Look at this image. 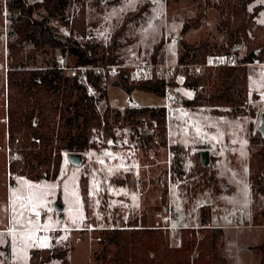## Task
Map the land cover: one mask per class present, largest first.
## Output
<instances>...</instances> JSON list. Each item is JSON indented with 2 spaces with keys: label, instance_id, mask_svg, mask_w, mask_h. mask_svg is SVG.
Returning <instances> with one entry per match:
<instances>
[{
  "label": "rangeland",
  "instance_id": "374dc122",
  "mask_svg": "<svg viewBox=\"0 0 264 264\" xmlns=\"http://www.w3.org/2000/svg\"><path fill=\"white\" fill-rule=\"evenodd\" d=\"M37 1L40 0H28L30 4ZM149 1L148 11L137 22L129 23L121 38L120 66L133 78L145 80L153 70L156 74L174 71L182 54L180 40L188 44L203 40L211 42L209 63L214 62L213 57L222 61L223 56L232 54L214 7L206 11L199 29H191L180 37L183 23L196 16L198 7L203 6L205 0H87V36L76 34L73 38L82 45L88 42L97 46L94 56L101 54L128 14ZM211 2L228 9L229 0ZM255 6L264 9V0H255L248 8L252 10ZM77 12L76 5L70 6L68 19L72 20ZM44 14L41 11L37 18L41 19ZM258 16L256 22H260L264 13ZM14 19L8 12L7 0H0V229L18 227L30 230L10 234L0 232V264L14 261L15 256L14 264H28L32 249L50 248L53 241L58 246L68 242L72 247L70 264H104L98 260L103 249L115 250L108 245L109 230L122 226L129 218L144 214L150 227L170 226L173 232L181 228H201L203 218L207 217L209 224L224 231L219 253L227 264L260 263L259 246L264 243V189L250 188L247 161L255 149H249L247 141L248 126L251 125L252 133H256L264 115V97H255V92H264L263 64L248 66L247 86L236 95L242 106L255 110V118L247 116L232 120L206 114L204 106L196 111L185 108L182 102L193 99L195 93L183 87L182 76L176 78L178 87H170L169 93L176 98L170 104L166 96L161 98L140 91L129 96L120 88L106 85L110 105L115 110L111 119L115 138L106 139L97 131L96 147L84 153V167L70 166L66 140L76 130L70 115L64 123V139L57 144L64 157L59 178L55 182H37L26 177L11 181L7 149V45L13 37L11 25ZM50 25L60 38L70 36L69 28L62 21L52 19ZM161 39L165 41V48L155 66L151 55L154 45ZM31 48L29 46L27 52ZM242 49L240 46L236 48L239 56L243 55ZM76 60L70 54L63 55L60 49L47 47L39 53L37 65L43 69L66 68L62 75L70 87ZM81 82L98 98L84 78ZM97 103L100 113H104L105 102L97 100ZM161 107L166 108L168 115L165 145H162L148 114L138 118V133L126 121L127 111L131 108L158 110ZM175 145L181 147L185 157V175L171 169L174 157L171 148ZM201 150L210 152L209 166L220 180L218 186L222 193L219 195H215L211 186L200 185L202 177L192 173L195 165L192 158ZM82 177L89 179L86 196L81 195ZM121 180L128 181V185L120 186ZM164 192L168 194L166 202L162 200ZM24 197H29L30 203H26ZM56 204L64 206L62 216L57 213ZM51 224L65 231L62 235L51 233L47 230Z\"/></svg>",
  "mask_w": 264,
  "mask_h": 264
},
{
  "label": "trees",
  "instance_id": "16d2710c",
  "mask_svg": "<svg viewBox=\"0 0 264 264\" xmlns=\"http://www.w3.org/2000/svg\"><path fill=\"white\" fill-rule=\"evenodd\" d=\"M255 0H229L228 9L205 0L198 7L194 18L183 23L180 37L183 38L191 29H199L208 9L215 8L219 13V26L225 32L226 44L234 56L235 65L207 67L212 55V44L203 40L188 44L179 41L182 54L174 71L169 72L168 83L165 74H153L138 80L132 77L127 69L120 66V50L123 47L121 38L129 23L137 22L148 11L151 2L130 12L121 28L112 36L102 53L94 56L97 46L86 43L82 45L73 35L86 37L87 0H40L30 4L28 0H7V9L12 22V40L7 45V131H8V172L10 180L26 177L39 182L47 180L55 182L61 173L64 157L57 146L63 139L64 123L72 119L75 132L67 136L66 149L70 153H82L96 147L95 133L101 132L106 139L115 138L111 124L115 111L110 105L109 92L106 85L122 89L131 96L140 91L165 98L167 87H178L176 78L184 77L183 87L193 91L194 98L184 100L185 108L196 111L205 107L204 113L214 117H227L235 120L242 117L255 118L253 108L242 106L236 99L239 90L246 88L248 82V66L264 64V25L255 19L263 9L255 6L249 10ZM76 5L77 15L68 19V9ZM45 14L41 19L37 15ZM52 19H58L69 28L70 36L60 38L50 25ZM31 50L27 52V48ZM242 47L243 55L239 56L237 47ZM60 49L63 55L70 54L76 60V67H119L118 73L90 69L77 70L73 77V85L68 87L64 81L60 67L39 68V53L47 48ZM165 41L161 39L153 47L152 65H158L163 55ZM200 72L190 66H200ZM85 79L98 94V98L89 93L81 82ZM78 94V96H76ZM76 96V97H75ZM256 97V96H255ZM97 100L104 101L106 109L100 113ZM148 114L150 122L158 130L162 145L167 144L168 115L165 107L131 108L127 111L126 121L131 129L138 133V118ZM248 144L251 149L247 161V178L252 190L264 189V135L257 130L252 133L248 126ZM174 157L172 167L175 173L185 175V157L180 146H173ZM193 175L202 177L200 185L212 187L215 195H219V178L212 167L204 168L200 152L193 156ZM15 183V182H14ZM120 186L128 185L121 180ZM81 195L89 192V179L80 180ZM197 191V190H196ZM167 192L163 193V202L167 200ZM61 201L58 195V202ZM62 216V214H61ZM209 218L204 217L201 228H181L174 235L169 230L154 228L148 225L147 215L129 218L122 226H114L107 233L108 245L98 260L104 264H227L219 253L224 236L220 227H213ZM211 226V227H208ZM8 249V248H5ZM264 264V243L259 246ZM72 247L56 245L50 248H35L30 251L29 264H70L69 255ZM4 264H10L5 261Z\"/></svg>",
  "mask_w": 264,
  "mask_h": 264
},
{
  "label": "built area",
  "instance_id": "2783aa9c",
  "mask_svg": "<svg viewBox=\"0 0 264 264\" xmlns=\"http://www.w3.org/2000/svg\"><path fill=\"white\" fill-rule=\"evenodd\" d=\"M221 59H223L222 61H220V59L218 57H213V63H209L206 65L207 67H218V66H228V67H231V66H234L235 65V61H234V56L232 54L230 55H227V56H223ZM62 62L64 63V59L62 60ZM191 68H196L197 71H200L201 68H202V65L200 66H190ZM61 70H65L66 68H63V67H60ZM90 69H94V70H97V71H100L102 73H105V72H108L110 75H114L116 73H118L119 71V67L117 66H107V67H89V66H82V67H76L73 69L72 73L74 75H76V72L77 70H80V71H87V70H90ZM168 77H169V73L166 72L165 73V79H166V82L168 83ZM170 91V88L167 87V90H166V100H167V103L170 104V103H173L175 102L176 98H175V95L173 94H170L169 93ZM255 96L256 97H264V92H260V91H257L255 92ZM167 108V106H166ZM24 201L26 203H30V198L29 197H24ZM166 221V220H165ZM208 227H211V226H208ZM163 229H166V230H169L172 235H174L176 232H173L172 231V228L170 226H166V227H161Z\"/></svg>",
  "mask_w": 264,
  "mask_h": 264
},
{
  "label": "water",
  "instance_id": "95a60500",
  "mask_svg": "<svg viewBox=\"0 0 264 264\" xmlns=\"http://www.w3.org/2000/svg\"><path fill=\"white\" fill-rule=\"evenodd\" d=\"M259 131L262 135H264V115L261 116V126L259 128ZM200 156L203 167L207 168L211 162L209 150H201ZM67 161L70 166L81 169L86 163V158L82 153H69L67 155ZM63 209L64 206L62 204H56V211L58 214H61Z\"/></svg>",
  "mask_w": 264,
  "mask_h": 264
},
{
  "label": "crops",
  "instance_id": "0c3cea01",
  "mask_svg": "<svg viewBox=\"0 0 264 264\" xmlns=\"http://www.w3.org/2000/svg\"><path fill=\"white\" fill-rule=\"evenodd\" d=\"M264 13V9L262 10V11H260L259 13H258V15L259 14H263ZM256 16V18L257 17H259V16ZM257 23H259V24H262V25H264V16H262L261 18H260V22L258 21ZM264 65V64H263ZM183 83H184V81H183ZM189 91H191V90H189ZM191 92H193V91H191ZM247 145H249L248 144V141H247ZM249 147V146H248ZM249 149H250V147H249ZM16 186H18V185H16ZM44 220V219H43ZM243 227H246V226H243ZM24 230H30V229H22V228H18V227H16L15 229H13L12 227L10 228V227H8V228H6V229H0V232L2 233H7V234H10L11 232H19V231H24ZM32 230H36V229H32ZM38 230H41V229H38ZM47 230H49L51 233H60V235H62V233L65 231L63 228H57V227H55V226H53V224H51V228H49V229H47ZM16 253V252H15ZM16 255V254H15ZM7 257V256H6ZM16 259H17V257L15 256V259H14V261L13 260H11L10 261V264H14V262H16ZM29 264V263H28Z\"/></svg>",
  "mask_w": 264,
  "mask_h": 264
},
{
  "label": "snow or ice",
  "instance_id": "6c2138e0",
  "mask_svg": "<svg viewBox=\"0 0 264 264\" xmlns=\"http://www.w3.org/2000/svg\"><path fill=\"white\" fill-rule=\"evenodd\" d=\"M45 246H47V245H45Z\"/></svg>",
  "mask_w": 264,
  "mask_h": 264
}]
</instances>
